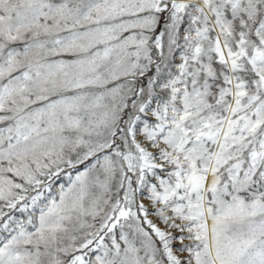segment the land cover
Wrapping results in <instances>:
<instances>
[{"label": "snow or ice", "instance_id": "snow-or-ice-1", "mask_svg": "<svg viewBox=\"0 0 264 264\" xmlns=\"http://www.w3.org/2000/svg\"><path fill=\"white\" fill-rule=\"evenodd\" d=\"M0 264H264V0H0Z\"/></svg>", "mask_w": 264, "mask_h": 264}]
</instances>
